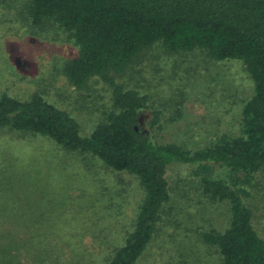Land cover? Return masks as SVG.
<instances>
[{"label":"trees","instance_id":"1","mask_svg":"<svg viewBox=\"0 0 264 264\" xmlns=\"http://www.w3.org/2000/svg\"><path fill=\"white\" fill-rule=\"evenodd\" d=\"M0 7L15 13L14 23L27 35L50 36V41L77 49L57 72L70 86L82 92L101 82L109 90L102 120L84 136L80 122L40 92L24 101L0 93V130L19 140L44 138L81 158L86 169L99 165L138 182L143 200L136 218L105 264H150L144 259L153 243L171 239L181 227L184 212L174 211L169 181L177 165L191 168L210 212H225L219 224L203 218L187 232L195 234L198 247L218 254L220 264H264V238L252 207L256 178L264 172V0H0ZM154 51H199L215 62H241L254 94L244 103L238 133L190 147L163 137L183 116L167 119L150 106V95L118 81L139 72L141 61ZM213 165L225 168L228 178H216ZM16 167L14 163L12 169ZM105 191L101 196L106 197ZM26 238L21 241L27 243Z\"/></svg>","mask_w":264,"mask_h":264},{"label":"rangeland","instance_id":"2","mask_svg":"<svg viewBox=\"0 0 264 264\" xmlns=\"http://www.w3.org/2000/svg\"><path fill=\"white\" fill-rule=\"evenodd\" d=\"M14 15L0 7V93L24 101L40 92L80 122L83 136L90 135L109 107L108 88L101 82H92L82 92L70 86L57 72L77 49L50 41L53 37L45 34L42 38L49 40L27 35L21 24L14 23ZM159 53L152 52L141 61L139 72H128L118 81L150 95V106L167 119L177 113L183 116L163 137L190 147L221 134H237L244 103L254 94L242 63L215 62L199 51ZM73 155L44 138L19 140L0 130V264H105L112 249L123 245L143 200L138 182L99 165L86 169ZM212 167L216 178H228L225 168ZM190 173L188 166L171 168L174 211L184 212L181 227L171 239L155 241L145 263L220 264L218 254L198 247L195 234L187 233L208 217L219 224L225 214L221 209L210 212ZM256 180L254 222L264 238V172ZM103 190L106 197L101 196ZM26 236L27 243L21 241Z\"/></svg>","mask_w":264,"mask_h":264}]
</instances>
